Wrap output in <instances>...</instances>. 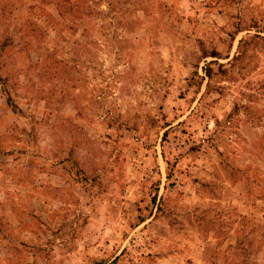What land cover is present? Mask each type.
<instances>
[{
	"label": "rangeland",
	"instance_id": "374dc122",
	"mask_svg": "<svg viewBox=\"0 0 264 264\" xmlns=\"http://www.w3.org/2000/svg\"><path fill=\"white\" fill-rule=\"evenodd\" d=\"M0 264H264V0H0Z\"/></svg>",
	"mask_w": 264,
	"mask_h": 264
},
{
	"label": "trees",
	"instance_id": "16d2710c",
	"mask_svg": "<svg viewBox=\"0 0 264 264\" xmlns=\"http://www.w3.org/2000/svg\"><path fill=\"white\" fill-rule=\"evenodd\" d=\"M205 73L207 74V76H208V74H209V70L207 69V70H205Z\"/></svg>",
	"mask_w": 264,
	"mask_h": 264
}]
</instances>
